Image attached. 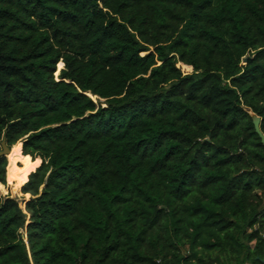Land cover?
<instances>
[{
	"label": "trees",
	"instance_id": "1",
	"mask_svg": "<svg viewBox=\"0 0 264 264\" xmlns=\"http://www.w3.org/2000/svg\"><path fill=\"white\" fill-rule=\"evenodd\" d=\"M249 112L264 0H0V264H264Z\"/></svg>",
	"mask_w": 264,
	"mask_h": 264
},
{
	"label": "rangeland",
	"instance_id": "2",
	"mask_svg": "<svg viewBox=\"0 0 264 264\" xmlns=\"http://www.w3.org/2000/svg\"><path fill=\"white\" fill-rule=\"evenodd\" d=\"M177 66L180 67L181 71L184 73H190L192 70L190 66L184 65L182 63H177ZM60 68L61 67L57 66V70H59ZM91 98L94 101H97V98L95 96H91ZM6 158H7V164H8L9 154L7 155ZM9 163L12 165L11 162ZM6 172H7V169H6ZM21 174L24 175V172L21 171ZM22 180H23V176H22ZM12 183H14L16 187H18L17 190H14ZM21 183L17 184L15 180H13L12 178H9L7 176V173H5V183L4 184L0 183V194L4 196H10L12 198L17 199L21 205V208L24 210L25 202L28 201L29 195L28 194L24 195L21 193V186H22Z\"/></svg>",
	"mask_w": 264,
	"mask_h": 264
},
{
	"label": "water",
	"instance_id": "3",
	"mask_svg": "<svg viewBox=\"0 0 264 264\" xmlns=\"http://www.w3.org/2000/svg\"><path fill=\"white\" fill-rule=\"evenodd\" d=\"M248 56H245L243 59H242V62H245L246 59H247ZM250 114V117H251V120H252V123H253V127H254V131L257 133V135L259 136L261 142L264 144V135L262 134V132L260 131V128H259V122H260V119L258 116H256L254 113L252 112H249ZM0 146H1V150H0V156H5L7 157L8 154H10L11 152V149L8 148L6 145H5V142H4V139L1 140L0 142ZM263 263H264V260H263Z\"/></svg>",
	"mask_w": 264,
	"mask_h": 264
},
{
	"label": "bare ground",
	"instance_id": "4",
	"mask_svg": "<svg viewBox=\"0 0 264 264\" xmlns=\"http://www.w3.org/2000/svg\"><path fill=\"white\" fill-rule=\"evenodd\" d=\"M58 66L59 67H62V63H58ZM12 149H11V152H10V154H9V156L12 154ZM7 176L9 177V178H12L13 180H15L16 182H17V184H20L21 183V181H22V174H21V170L20 169H18V168H16V167H14L13 165H11L10 163H8V165H7Z\"/></svg>",
	"mask_w": 264,
	"mask_h": 264
}]
</instances>
